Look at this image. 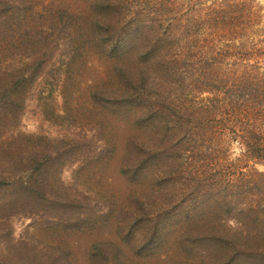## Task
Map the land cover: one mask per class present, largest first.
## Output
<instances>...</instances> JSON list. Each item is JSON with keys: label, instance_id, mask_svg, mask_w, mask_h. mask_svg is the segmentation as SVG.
I'll return each instance as SVG.
<instances>
[{"label": "trees", "instance_id": "obj_1", "mask_svg": "<svg viewBox=\"0 0 264 264\" xmlns=\"http://www.w3.org/2000/svg\"><path fill=\"white\" fill-rule=\"evenodd\" d=\"M90 1L91 16L64 9L35 19L26 16L32 6L0 0V27L24 29L42 52L53 37H71L74 30L83 47L116 61L117 88L94 98L114 114L134 113L144 132L128 140L123 176L134 183L155 171V188L131 194V208L116 216L119 232L129 243L143 231L142 240L129 243L137 252L159 253L174 236L181 252L200 264H264V172L256 168L264 166L261 7L255 0ZM221 141H241L253 166L234 164L228 172ZM42 158L46 164L36 156L31 169L34 183L43 179L46 191L0 177V223L22 217L57 223L69 214L77 221L71 227L79 229L103 220L79 193L69 198L65 189H51L47 176L58 158ZM88 206L82 218L81 208ZM122 252L97 243L90 259L107 264ZM25 260L21 252L12 259L1 254L0 264ZM41 260L34 262L45 264Z\"/></svg>", "mask_w": 264, "mask_h": 264}, {"label": "rangeland", "instance_id": "obj_2", "mask_svg": "<svg viewBox=\"0 0 264 264\" xmlns=\"http://www.w3.org/2000/svg\"><path fill=\"white\" fill-rule=\"evenodd\" d=\"M13 3L21 9L32 6L28 18L64 9L75 16L92 15L90 0ZM255 5L261 7L264 23V0H255ZM36 22L33 20L29 27ZM16 29L0 27V177L20 179L25 187L36 184L46 191L43 179L34 183L31 160L38 156V161L46 164L42 157L51 154L58 158L47 176L51 189H65L66 193L60 192L69 198L79 193L90 200L103 220L94 225L88 221L78 229L71 227L77 221L69 220V214L57 223L50 218H12L0 223V257L12 259L21 252L27 256L25 264H35V259L45 264H92L94 245L104 243L123 250L116 260L123 264H200L198 258L181 252L174 236L159 253H150L134 251L129 244L143 239L142 230L129 243L126 234L119 232L116 216L131 208V194L155 188V171L150 169L134 183L123 176L121 166L128 140L144 132L137 126L134 113L114 114L94 98L96 92L117 88L113 72L116 61L83 47L74 30L71 37L66 32L55 40L53 37L49 49L42 52L39 45L30 44L24 29ZM222 143L228 172L234 164L253 166L241 141ZM256 168L264 172L263 165ZM90 206L81 208L82 218ZM116 262L109 259L106 263Z\"/></svg>", "mask_w": 264, "mask_h": 264}, {"label": "clouds", "instance_id": "obj_3", "mask_svg": "<svg viewBox=\"0 0 264 264\" xmlns=\"http://www.w3.org/2000/svg\"><path fill=\"white\" fill-rule=\"evenodd\" d=\"M230 223H232V222H230Z\"/></svg>", "mask_w": 264, "mask_h": 264}]
</instances>
